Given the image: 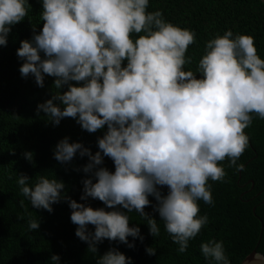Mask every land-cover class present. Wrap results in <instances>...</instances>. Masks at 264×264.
Returning a JSON list of instances; mask_svg holds the SVG:
<instances>
[{
  "label": "clouds",
  "instance_id": "1",
  "mask_svg": "<svg viewBox=\"0 0 264 264\" xmlns=\"http://www.w3.org/2000/svg\"><path fill=\"white\" fill-rule=\"evenodd\" d=\"M26 5L30 7L28 0H0V46L6 45L11 26L28 15ZM148 5L149 0H42L41 31L17 49L23 77L31 74L40 87L45 74L55 77L58 91L37 105L38 113L54 125L75 118L89 133L107 125L94 155L65 137L56 144L54 158L63 163L78 150L87 155L83 171L92 173L95 182L83 180L80 199H99L111 211L68 198L56 178L41 175L30 186L27 175L17 176L20 192L34 208L52 212L54 203L68 200L70 219L78 225L75 235L93 253L104 239L130 248L129 236L143 241L140 228L130 227L129 216L117 206L138 212L150 234L159 235L157 220L144 211L149 196L157 201L154 211L178 252H185L208 222L206 215L198 216L197 202L212 203L208 180L224 176L218 162L227 157L234 164L242 154L251 113L264 119V59L251 36L227 30L210 39L197 76L184 70L194 33L167 22L160 11L148 12ZM133 33L143 34L134 40ZM65 85L68 90L61 93ZM23 155L28 160L33 156L30 151ZM104 156L113 160L114 172L97 167ZM158 185L168 187L166 195ZM28 227L38 229L39 221L30 220ZM200 248L206 260L230 264L222 241L210 239ZM146 251L155 254L152 247ZM59 259L51 256L53 264ZM96 264H131V257L111 248Z\"/></svg>",
  "mask_w": 264,
  "mask_h": 264
},
{
  "label": "trees",
  "instance_id": "2",
  "mask_svg": "<svg viewBox=\"0 0 264 264\" xmlns=\"http://www.w3.org/2000/svg\"><path fill=\"white\" fill-rule=\"evenodd\" d=\"M28 3V15L11 26L6 45L0 46V264H53V254L60 257L59 264H96L99 256L111 248L131 257V264H215L201 253V243L210 239L223 242L230 264H239L254 248L264 256V119L254 112L250 114L251 123L243 129L248 143L242 154L234 164L227 157L219 161L224 176L208 180L212 203L197 202L198 216L206 215L208 222L189 240L185 252H178L179 246L154 211L157 201L153 196H149L151 203L144 211L157 220L159 235L150 234L149 226L138 212L117 206L129 216L130 227L140 228L144 239L129 236L128 242L134 245L131 248L118 240L104 239L96 245V253L89 251L88 243L75 235L78 225L70 219L72 209L68 200L54 203L52 212L30 204L20 192L18 174L27 175L30 186L41 175L56 178L64 183L62 192L68 198L93 209L112 210L99 199H80L83 180L92 177V173L83 171L89 163L87 155L80 156L78 150L71 161L63 163L54 158L56 144L65 137L70 143H81L94 155L100 151L98 138L103 137L107 125L89 133L75 118L65 117L54 125L44 112H37V105L58 90L54 87L55 77L45 74L44 85L40 87L34 76L23 77L19 71L24 62L17 56L20 42L31 41L43 26L42 0H28ZM147 11H160L167 22L194 33V42L185 53V59L190 58V62L184 65V70H191L197 76L206 43L227 30H231L233 36H251L257 54L264 59V3L261 0H149ZM142 34L131 36L135 40ZM126 63L124 61L122 66ZM70 83L79 86L83 82ZM67 90L65 85L59 91ZM26 151L32 152L31 160L24 157ZM97 167L115 171L113 160L107 156ZM157 187L162 195L167 194L166 185ZM20 200H24V207ZM33 219L39 221L36 230L28 227ZM94 227L88 225L90 231H94ZM148 247L154 248L155 254H148Z\"/></svg>",
  "mask_w": 264,
  "mask_h": 264
},
{
  "label": "water",
  "instance_id": "3",
  "mask_svg": "<svg viewBox=\"0 0 264 264\" xmlns=\"http://www.w3.org/2000/svg\"><path fill=\"white\" fill-rule=\"evenodd\" d=\"M264 3V0H261ZM239 264H264V256L254 248L249 252Z\"/></svg>",
  "mask_w": 264,
  "mask_h": 264
}]
</instances>
